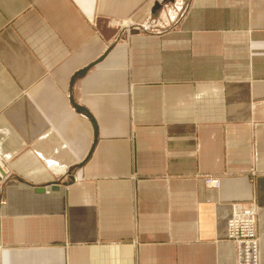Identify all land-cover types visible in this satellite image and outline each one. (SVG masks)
Here are the masks:
<instances>
[{"label":"crops","instance_id":"obj_1","mask_svg":"<svg viewBox=\"0 0 264 264\" xmlns=\"http://www.w3.org/2000/svg\"><path fill=\"white\" fill-rule=\"evenodd\" d=\"M235 204L264 264V0H0V264H238Z\"/></svg>","mask_w":264,"mask_h":264},{"label":"built area","instance_id":"obj_2","mask_svg":"<svg viewBox=\"0 0 264 264\" xmlns=\"http://www.w3.org/2000/svg\"><path fill=\"white\" fill-rule=\"evenodd\" d=\"M205 182L217 187V178H205ZM227 238L232 240L236 248L238 264H258L259 244L256 234V208L253 205L232 207L227 219Z\"/></svg>","mask_w":264,"mask_h":264},{"label":"rangeland","instance_id":"obj_3","mask_svg":"<svg viewBox=\"0 0 264 264\" xmlns=\"http://www.w3.org/2000/svg\"><path fill=\"white\" fill-rule=\"evenodd\" d=\"M154 19H155L154 17H149V18L146 20V23H148L149 26H150V27H148V28H150V29L147 28L146 30H148V31H149V30H152L153 28L151 29V26H154V27H155V24H157V23H156V21H155ZM146 23H143V24H146ZM141 28H142V27H141ZM131 33H132V32H131ZM6 169H7V168H6ZM8 171H9V170H8ZM5 175H6V176L9 175V172H7Z\"/></svg>","mask_w":264,"mask_h":264},{"label":"bare ground","instance_id":"obj_4","mask_svg":"<svg viewBox=\"0 0 264 264\" xmlns=\"http://www.w3.org/2000/svg\"><path fill=\"white\" fill-rule=\"evenodd\" d=\"M146 23V22H145ZM147 28H148V26H149V24L148 23H146V24H144Z\"/></svg>","mask_w":264,"mask_h":264},{"label":"water","instance_id":"obj_5","mask_svg":"<svg viewBox=\"0 0 264 264\" xmlns=\"http://www.w3.org/2000/svg\"><path fill=\"white\" fill-rule=\"evenodd\" d=\"M85 69H83L82 71H84Z\"/></svg>","mask_w":264,"mask_h":264}]
</instances>
